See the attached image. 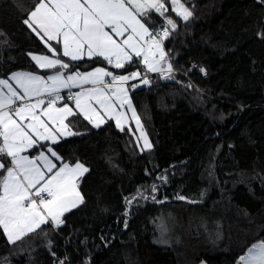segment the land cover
I'll return each mask as SVG.
<instances>
[{
	"label": "trees",
	"instance_id": "16d2710c",
	"mask_svg": "<svg viewBox=\"0 0 264 264\" xmlns=\"http://www.w3.org/2000/svg\"><path fill=\"white\" fill-rule=\"evenodd\" d=\"M182 2L193 13L186 22L166 0L177 23L174 32L167 25L172 34L164 41L174 79L147 73L150 84L130 90L152 149L137 147L133 125L121 131L107 120L96 128L82 115L71 117L73 131L82 134L51 147L64 162L89 169L79 180L83 203L59 227L44 225L15 244L0 229L5 264H236L264 240V0ZM34 3L0 0V79L55 71L31 58L52 56L23 23ZM147 22L166 26L162 19ZM49 43L71 71L107 64L70 61ZM112 69L144 71L138 62ZM137 189L148 199L126 205Z\"/></svg>",
	"mask_w": 264,
	"mask_h": 264
},
{
	"label": "snow or ice",
	"instance_id": "6c2138e0",
	"mask_svg": "<svg viewBox=\"0 0 264 264\" xmlns=\"http://www.w3.org/2000/svg\"><path fill=\"white\" fill-rule=\"evenodd\" d=\"M168 3L171 11L185 22L193 15L182 0H168ZM168 10L166 0H35L33 10L23 23L45 43L52 56L33 55L32 59L41 69L55 71L46 77L15 72L8 79H0V157L10 158L7 164L0 161V229L9 244L42 230V226L49 223L59 227L64 223V214L83 203L78 182L89 169L78 160L64 162L53 147L41 143L56 144L61 138L81 135L73 131L71 117L82 115L99 128L106 116L114 119L116 127L123 131L126 116L116 108L117 105L126 106L140 133L137 147L142 140L141 151L152 149L129 96V89L140 85H129V81L140 78V84L149 85L147 73L174 79L164 41L176 31L177 23L165 16ZM153 11L165 17L166 26L161 30L148 25ZM51 41L62 45V56L73 62L85 56L102 58L116 69L139 62L144 71L137 69L127 75H116L105 67L71 71L70 63L59 58ZM200 71L205 70L201 68ZM106 77L111 80L107 81ZM9 79L15 80L20 91ZM74 87H80L81 91H71ZM62 89L68 90L66 98L61 95ZM65 99L73 102L75 110L63 102ZM33 148L45 150L39 151L37 156L24 154ZM54 161L61 163L58 166ZM162 179L167 182V177ZM151 189L155 193L157 186L153 184ZM176 198L187 199L179 194ZM137 199L148 197L137 189L134 195L125 197V203L132 205ZM151 199L156 201V196L152 195ZM124 226L127 227V220ZM43 235L47 237L46 232ZM5 261L6 258L0 260V264ZM238 264H264V240L248 247Z\"/></svg>",
	"mask_w": 264,
	"mask_h": 264
},
{
	"label": "crops",
	"instance_id": "0c3cea01",
	"mask_svg": "<svg viewBox=\"0 0 264 264\" xmlns=\"http://www.w3.org/2000/svg\"><path fill=\"white\" fill-rule=\"evenodd\" d=\"M153 14L154 15H156V16H153ZM166 14H167V12H166ZM149 18H150V20H154V21H156V20H160V19H162V20H164L163 19V17L162 16H160L158 13H155L154 11L153 12H151L150 13V15H149ZM165 21V20H164ZM155 30H157V29H155ZM39 31V30H38ZM42 34V33H41ZM43 35V34H42ZM60 48H61V52H62V45H60ZM66 58H68V57H66ZM84 58H88L87 56H85ZM83 58V59H84ZM69 59V58H68ZM89 59V58H88ZM100 59H102V58H100ZM33 60V59H32ZM103 60V59H102ZM34 61V60H33ZM34 63L37 65V63L34 61ZM107 63V62H106ZM142 65V64H141ZM37 67H39L38 65H37ZM98 67H105V68H107L109 71H111V72H113L114 74H120V73H115L114 71H113V69L112 68H114L113 66H111V65H108V64H106V66H98ZM40 68V67H39ZM93 69V68H92ZM92 69H90V70H92ZM116 69V68H115ZM90 70H87V71H90ZM15 72H27V71H15ZM15 72H13V73H15ZM32 73V72H31ZM51 73H54V71L53 72H50V73H48V74H39V73H34V74H37V75H41V76H47V75H50ZM149 74H151V73H149ZM11 75H12V73H11ZM106 78H110V77H106ZM105 78V79H106ZM111 79V78H110ZM13 86L15 87V88H17V90L18 91H20V89L18 88V86L16 85V82H15V80H13ZM84 87L85 88H87V87H91V85H84ZM7 91V89H5V92ZM68 90L67 89H62L61 90V92H67ZM71 91H73V92H78V91H81V88L80 87H74V88H72L71 89ZM129 94H130V92H129ZM130 96V95H129ZM32 102H34V99H33V101ZM18 104L19 103H21V101H18L17 102ZM63 103V102H62ZM67 103H69L70 104V106H72L73 108H74V110H75V106H74V104H73V102H67ZM95 106V105H94ZM97 108H98V110H99V107L98 106H96ZM116 111L117 112H123V113H125V116H127V115H131L132 113H131V111L130 110H128L127 109V107L125 106L124 108H120L119 107V105H117V108H116ZM101 115L103 116V112H101ZM107 120H113L114 121V123H115V120L114 119H108L106 116L104 117V121L106 122ZM104 122V123H105ZM104 123H102L101 125H103ZM116 124V123H115ZM129 125H133V123L132 122H130L129 123ZM129 125H127V124H124V127L125 126H129ZM64 138H67V137H64ZM64 138H61V139H64ZM60 139V140H61ZM42 144H47V145H49V146H51V142L50 141H48V142H41ZM43 150H45V149H43V148H33V149H31V150H29L28 152H26V153H24L25 155H29V156H37L38 154H39V151H43ZM8 159V161L10 160V158H7ZM54 159V158H53ZM1 161V160H0ZM54 162H56L57 163V165L59 166L60 165V163H61V161H54ZM86 167V166H85ZM81 178V177H80ZM80 180V179H79ZM78 190L80 191V189H79V187H78ZM81 192V191H80ZM80 205V204H79ZM78 205V206H79ZM74 209V208H73ZM72 210V209H71ZM63 218V217H62ZM49 225H51V226H53L51 223H49ZM258 242V241H257ZM256 243V242H255ZM245 254V253H244ZM238 261H239V259H238ZM238 261H237V263L236 264H238ZM196 264H207L205 261H203V260H201V261H199V262H197Z\"/></svg>",
	"mask_w": 264,
	"mask_h": 264
},
{
	"label": "rangeland",
	"instance_id": "374dc122",
	"mask_svg": "<svg viewBox=\"0 0 264 264\" xmlns=\"http://www.w3.org/2000/svg\"><path fill=\"white\" fill-rule=\"evenodd\" d=\"M165 16H167V17H170L169 15H167L166 13H165ZM163 19L165 20V17H163ZM165 23H166V20H165ZM149 25V24H148ZM169 27H171L170 25H168ZM150 27V26H149ZM33 55H36V56H40V54H32L31 55V58H32V56ZM139 63V62H138ZM140 64V63H139ZM141 65V64H140ZM166 66V65H165ZM135 71V70H134ZM51 74H54V73H51ZM50 74V75H51ZM116 75H125V74H123V73H120V74H116ZM9 77H11V74L7 77V78H1V79H8ZM46 77V76H45ZM165 79V78H164ZM129 82H131V84L132 83H136V84H139L140 86L139 87H137L136 89H139L141 86H143V84H140V78H138V79H136V80H131V81H129ZM9 83L10 84H12L13 85V80L12 79H9ZM14 87V86H13ZM15 88V87H14ZM136 89H134V90H136ZM129 92H130V89H129ZM130 95V94H129ZM26 102V101H25ZM63 102H67V101H63ZM57 106H61V104H58ZM132 114L129 116V115H127L126 116V119H125V121H124V124H127V125H129V123L130 122H132L133 123V126H132V128H131V130H132V133H133V135H134V138H135V141H136V143H137V137H139V135H140V133H139V131H137V124H136V122H135V120H133L132 118ZM141 122V121H140ZM25 123H27V121H25ZM141 124H142V122H141ZM143 125V124H142ZM144 127V126H143ZM70 137V136H69ZM150 140V139H149ZM151 142V141H150ZM139 149L141 150V148H143V141L142 140H140L139 141ZM78 187H79V182H78Z\"/></svg>",
	"mask_w": 264,
	"mask_h": 264
},
{
	"label": "built area",
	"instance_id": "2783aa9c",
	"mask_svg": "<svg viewBox=\"0 0 264 264\" xmlns=\"http://www.w3.org/2000/svg\"><path fill=\"white\" fill-rule=\"evenodd\" d=\"M163 28V27H162ZM162 28H160V29H158V30H161ZM203 73V72H202ZM128 73H125V75H127ZM204 74V73H203ZM204 77H205V75H204ZM106 80L107 81H110L111 79L110 78H106ZM129 85H131V82H129ZM131 90V89H130ZM67 93H68V91L67 92H61V95L62 96H64L65 98H66V96H67ZM65 101H67L66 99H65ZM67 102H70V101H67Z\"/></svg>",
	"mask_w": 264,
	"mask_h": 264
}]
</instances>
